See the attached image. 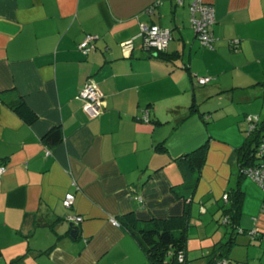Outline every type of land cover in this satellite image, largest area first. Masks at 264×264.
<instances>
[{
	"label": "crops",
	"instance_id": "crops-1",
	"mask_svg": "<svg viewBox=\"0 0 264 264\" xmlns=\"http://www.w3.org/2000/svg\"><path fill=\"white\" fill-rule=\"evenodd\" d=\"M192 1L0 0V264H154L111 219L132 212L146 223L186 211V264L205 256L209 264L219 240L204 241L238 184L240 228L264 232V191L239 182L236 153L247 116L264 119V0H203L215 8L213 49L193 28ZM152 24L172 31L164 53L145 45L142 26ZM87 34L99 38L85 54ZM90 79L105 97L98 117L78 98ZM22 99L35 121L15 111ZM54 128L62 140L47 142ZM206 142L193 197H178V160Z\"/></svg>",
	"mask_w": 264,
	"mask_h": 264
},
{
	"label": "trees",
	"instance_id": "trees-1",
	"mask_svg": "<svg viewBox=\"0 0 264 264\" xmlns=\"http://www.w3.org/2000/svg\"><path fill=\"white\" fill-rule=\"evenodd\" d=\"M165 51H161L159 53H164ZM14 109L28 122L36 120V113L30 108L24 99L20 100L14 106ZM193 110L194 109H191V112ZM247 126L249 127L248 122ZM246 131L248 137L244 144L240 146L236 152L237 174L240 179L239 182L247 177L242 173V169L244 167L261 164L260 159L262 157H258L257 152L259 151L261 145L264 144V119L261 120L259 118V121L255 122V128L253 130H248L247 128ZM62 137L60 128H54L46 134L44 140L51 143H58L62 140ZM160 145L161 149L166 148L164 142ZM208 149L209 144L206 142L196 150L183 155L178 160V165L184 178L182 190L173 189L174 193L178 197H193L198 186L200 172L206 162ZM239 185L240 184H238L237 187L232 188L229 193H227L229 196L228 200L232 202V205L230 208L224 210L223 218L229 217L230 220L228 223L223 222L232 230L230 239L227 241H220L214 246L209 264H215L216 260L222 257L228 258L232 244H234L232 232L233 234H244L250 232V230L242 229L239 226V218L245 196ZM189 216V212L186 211L180 216H172L164 219H152L150 222L144 223L140 222L135 214L131 212L122 217L120 224L132 233L154 264H164L167 261V256L169 254L173 255L170 261L171 263L183 264L178 258L181 252H183L186 257L189 240ZM251 238L252 240H260L261 242H264V232L258 230V234L255 237L251 236Z\"/></svg>",
	"mask_w": 264,
	"mask_h": 264
},
{
	"label": "built area",
	"instance_id": "built-area-1",
	"mask_svg": "<svg viewBox=\"0 0 264 264\" xmlns=\"http://www.w3.org/2000/svg\"><path fill=\"white\" fill-rule=\"evenodd\" d=\"M184 1L185 0H177V3L184 4ZM190 10L192 13V25L200 42L203 46L212 49L215 42L214 33L211 30V26L216 20L214 6L205 3L203 0H193L190 4ZM148 11L152 12L153 9ZM196 13H199V16H196ZM142 34L144 35L146 47L156 52L165 51L169 45V41L172 39V31L157 24L143 25ZM98 38V35L87 34L84 40L79 44V49L85 54H88L94 47L93 42ZM198 80L201 84H207L212 81V77H200ZM78 98L82 101V106L85 111L92 117H98L103 112L105 107V97L94 80L90 79V81L86 83L85 87L81 89ZM143 119L149 121L148 111L144 114ZM246 120L249 123L248 130H253L255 128V122L259 121V116L249 115ZM257 155L258 157L264 156V144L261 145ZM5 172L6 167L4 165L0 166V176ZM242 173L257 182L264 191V163L244 167ZM223 198L228 201V194L226 193ZM138 199L142 200L141 197H138ZM74 201L75 194L68 192L64 197L63 203L66 207L70 208ZM262 209L264 211V204ZM67 220L76 225L82 221V217L79 215H68ZM229 221V217L223 218L224 223H228ZM111 222L117 226L121 225L115 218L111 219ZM249 234L252 237H255L258 234V230L256 228L252 229ZM178 259L181 263L186 264V257L183 252L179 254ZM215 264H230V260L226 257H222L216 260Z\"/></svg>",
	"mask_w": 264,
	"mask_h": 264
},
{
	"label": "rangeland",
	"instance_id": "rangeland-1",
	"mask_svg": "<svg viewBox=\"0 0 264 264\" xmlns=\"http://www.w3.org/2000/svg\"><path fill=\"white\" fill-rule=\"evenodd\" d=\"M246 179L248 180L251 178L247 177ZM215 225L218 228L215 231L214 236H211L204 241L206 242V246H209L210 243L213 244L217 240L219 241L216 243H219L222 238L224 241L230 239L231 230L227 228V225L223 224V218H220V220L218 219V221L216 220ZM232 237H234V244H232L231 251L228 254L229 258L232 260V264H264V242L252 240L249 234H233L232 232ZM213 246L214 245H212L210 249H212ZM202 250L203 252L206 250L209 252V247H204ZM208 260V256L199 257L193 261V264H207Z\"/></svg>",
	"mask_w": 264,
	"mask_h": 264
},
{
	"label": "water",
	"instance_id": "water-1",
	"mask_svg": "<svg viewBox=\"0 0 264 264\" xmlns=\"http://www.w3.org/2000/svg\"><path fill=\"white\" fill-rule=\"evenodd\" d=\"M72 225H73V223H72ZM71 234H72L74 237H76V235H75V234H76V230H75V228L72 229Z\"/></svg>",
	"mask_w": 264,
	"mask_h": 264
}]
</instances>
